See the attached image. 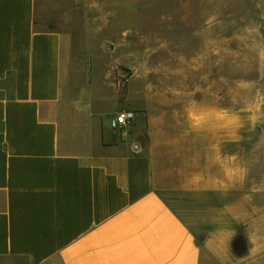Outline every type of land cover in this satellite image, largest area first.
<instances>
[{
  "label": "crops",
  "instance_id": "crops-1",
  "mask_svg": "<svg viewBox=\"0 0 264 264\" xmlns=\"http://www.w3.org/2000/svg\"><path fill=\"white\" fill-rule=\"evenodd\" d=\"M36 16L37 0H0V264H264V227L242 243L234 226L251 219L231 212L213 105L146 91L106 133L72 83V36Z\"/></svg>",
  "mask_w": 264,
  "mask_h": 264
},
{
  "label": "rangeland",
  "instance_id": "rangeland-1",
  "mask_svg": "<svg viewBox=\"0 0 264 264\" xmlns=\"http://www.w3.org/2000/svg\"><path fill=\"white\" fill-rule=\"evenodd\" d=\"M36 25L72 36V83L106 111V133L117 100L129 110L146 91L155 104L213 105L236 163L231 212L251 219L234 225L241 242L264 227V0H37Z\"/></svg>",
  "mask_w": 264,
  "mask_h": 264
},
{
  "label": "built area",
  "instance_id": "built-area-1",
  "mask_svg": "<svg viewBox=\"0 0 264 264\" xmlns=\"http://www.w3.org/2000/svg\"><path fill=\"white\" fill-rule=\"evenodd\" d=\"M135 120L134 112L122 109L115 114L113 120L111 121V126L116 132H123L125 129L129 128L133 121Z\"/></svg>",
  "mask_w": 264,
  "mask_h": 264
}]
</instances>
